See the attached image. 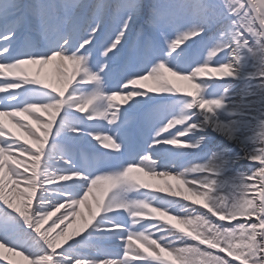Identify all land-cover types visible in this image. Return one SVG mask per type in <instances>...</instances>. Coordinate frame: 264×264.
Listing matches in <instances>:
<instances>
[{"label": "snow or ice", "instance_id": "snow-or-ice-1", "mask_svg": "<svg viewBox=\"0 0 264 264\" xmlns=\"http://www.w3.org/2000/svg\"><path fill=\"white\" fill-rule=\"evenodd\" d=\"M56 60L59 88L24 71ZM4 116L31 144L0 122L3 252L26 264H264V0H0ZM134 172L187 187L155 195ZM101 186L82 229L60 228ZM181 196L191 204L168 198Z\"/></svg>", "mask_w": 264, "mask_h": 264}, {"label": "rangeland", "instance_id": "rangeland-1", "mask_svg": "<svg viewBox=\"0 0 264 264\" xmlns=\"http://www.w3.org/2000/svg\"><path fill=\"white\" fill-rule=\"evenodd\" d=\"M52 62H53L52 68L57 70V68L61 64V62L58 61V60L52 61ZM24 68L25 69H28L33 76L38 74V69L36 68L35 64L25 65ZM62 70L66 71V73L68 75H71L73 68L71 67V65L69 63H66L65 62ZM46 74L47 75L48 74L50 75V72L47 71ZM6 75H10V74H6ZM41 79H42V81H43L44 84H49V85H51L53 87H57V88H59L61 86L60 85V82L58 81V78L56 80H48L46 78L47 81L44 80V78H41ZM148 86H152L151 85V82H150V85H148ZM36 115H39L42 120H46L48 118L47 114L44 113V112H42V111H38L36 113ZM16 119L22 120L24 123L31 125V127L34 128V129L37 127L36 124H35V122L29 116H27V115L18 116V117H16ZM0 122H3L4 125H5L6 130L9 131V132H11L15 137H18L21 142L27 141V144L25 146H28L29 144H31V139L23 132L22 129H20L15 123H13L12 118H10V117L6 118L5 116L4 117H0ZM101 150L103 151V149H101ZM9 163L10 164H13L14 162L10 159L9 160ZM176 187H179L181 189V191H182L183 188L184 187H187V186L186 185H178L176 183L175 186H174V188H176ZM102 188H103V186H101L100 188H98V190L96 192H99L100 194H102ZM162 192H160V193H162ZM93 195H94V193L88 197L87 201H89L93 205V209L92 210H93V212H95L97 209H96V204L94 203V197H93ZM164 195L167 196V192H164ZM168 198L169 199H176V200H179L180 202H185L183 200V197L182 196L181 197H168ZM185 203H191V199L189 201L185 202ZM202 204H203V201H199L196 205L198 207H200ZM66 208H67V205L65 206V208H61L60 209V212H57L56 213V216H58L62 212H64L66 210ZM201 210L202 211H205L203 208H201ZM56 216H53L44 225V227L47 228L48 225L51 224V220H54L56 218ZM75 218L76 217H74V218H72V219H70L69 221L66 222V224H67L66 225V228H68L69 225H71V224H73L75 222ZM164 219H167V217H163L162 218V221ZM85 221H86V219H85ZM172 224H176V227L179 228V229H181L182 231H187V229L182 228L180 226V224H178L175 220H169V226H171ZM67 232L70 235L73 233V231H69V230H67ZM142 247L143 246H142V244L139 241H136V240H133L132 241V248L133 249L140 250ZM165 259L171 260V257L170 258H167L166 257ZM10 264H26V261H24V259L21 256H14V260L11 261Z\"/></svg>", "mask_w": 264, "mask_h": 264}, {"label": "bare ground", "instance_id": "bare-ground-1", "mask_svg": "<svg viewBox=\"0 0 264 264\" xmlns=\"http://www.w3.org/2000/svg\"><path fill=\"white\" fill-rule=\"evenodd\" d=\"M35 66L38 69V74L34 75V76L31 74V72L28 69L24 68V71L26 72V74L29 78L38 79L40 81H42L41 78H44V80H46V81H47V79L48 80H56L58 78L57 70L52 68L53 62H50L49 64H46L43 66H41L39 64H35ZM71 67L73 68L72 65H71ZM47 71L50 72V75L46 74ZM170 79H173L176 81L177 87H179L181 89H187L188 88V83L186 81L176 80L175 77H170ZM42 83H43V81H42ZM147 84L150 85V81L147 82ZM115 103H118L121 106H123V101L120 100L119 98L117 99V101H115ZM5 117L8 118L7 116H5ZM133 175L138 176V178H140L144 182L153 185L154 188L164 189V191L162 193H160V192L153 193L155 195H164V192H167V186L170 185L174 188L175 184L177 183V181L172 179L171 177H154V176L146 175L144 172H134ZM101 196H102V194H100L99 192H94V195H93L94 203L97 199H100ZM181 203H185V202H181ZM188 204H191V203H188ZM192 206L198 207L197 205H192ZM92 209H93V205L89 201H86L84 204L79 205L77 208V211L80 213V215L76 216L75 222L73 224L69 225L68 228H66L67 224L60 225V228H66V230L73 231V232L81 230L83 227V224L85 222V219L88 220L90 212H93ZM180 226L182 228H184L183 225L180 224ZM60 228H57V231H59ZM0 253H3V255L7 256L8 261L10 263H11V261L14 260L13 255L6 253V252H3L2 249H0ZM166 257L170 258L168 256H165V258Z\"/></svg>", "mask_w": 264, "mask_h": 264}]
</instances>
